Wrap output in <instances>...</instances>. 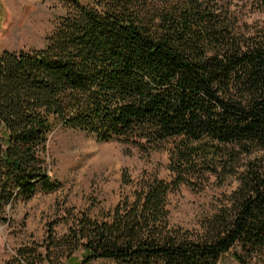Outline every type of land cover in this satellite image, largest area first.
<instances>
[{
  "label": "trees",
  "instance_id": "16d2710c",
  "mask_svg": "<svg viewBox=\"0 0 264 264\" xmlns=\"http://www.w3.org/2000/svg\"><path fill=\"white\" fill-rule=\"evenodd\" d=\"M60 1L42 49L0 54V221L13 201L61 187L45 160L61 126L143 153L171 143L175 178L144 179L109 221L81 216L56 264H216L235 248L264 260V26L243 30L217 0ZM242 155L253 159L200 234L169 225L186 171Z\"/></svg>",
  "mask_w": 264,
  "mask_h": 264
},
{
  "label": "rangeland",
  "instance_id": "374dc122",
  "mask_svg": "<svg viewBox=\"0 0 264 264\" xmlns=\"http://www.w3.org/2000/svg\"><path fill=\"white\" fill-rule=\"evenodd\" d=\"M217 1L243 30L264 26L262 0ZM64 15L60 0H0V54L42 49L46 36ZM171 145L143 153L131 145L99 143L92 135L57 126L48 136L45 160L50 176L61 187L51 193L36 192L30 200H16L5 207L0 221V264H43L37 258L40 248H49L56 264V257L70 251L61 249V238L81 216L109 221L115 206L132 201L144 179L174 180L169 169ZM251 159L253 155H242L238 162L223 158L213 172L206 170L208 162L198 163L195 172L186 171L185 183L167 196L169 225L200 234L202 224L228 203L238 187V174ZM235 255L245 264H264L262 258L245 257L239 248L220 255L216 264H241ZM90 264L118 262L99 259Z\"/></svg>",
  "mask_w": 264,
  "mask_h": 264
}]
</instances>
